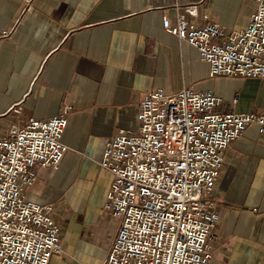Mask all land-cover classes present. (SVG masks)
I'll return each mask as SVG.
<instances>
[{"label": "crops", "instance_id": "1", "mask_svg": "<svg viewBox=\"0 0 264 264\" xmlns=\"http://www.w3.org/2000/svg\"><path fill=\"white\" fill-rule=\"evenodd\" d=\"M253 10L250 0H34L29 10L22 0H0V29L11 31L0 39V135L30 118H67L58 166L38 170L24 192L40 204L67 198L83 213L58 224L60 252L48 264L102 263L83 237L107 226L102 204L112 175L99 161L108 138L135 128L142 92L192 86L218 94L222 112L264 113V77H209L199 52L162 26L182 12L241 30ZM56 180L64 191L43 198ZM211 196L220 217L208 264H264V136L255 124L224 152Z\"/></svg>", "mask_w": 264, "mask_h": 264}, {"label": "built area", "instance_id": "2", "mask_svg": "<svg viewBox=\"0 0 264 264\" xmlns=\"http://www.w3.org/2000/svg\"><path fill=\"white\" fill-rule=\"evenodd\" d=\"M250 1L254 10L241 30L227 31L206 16L199 24L182 12L174 22L165 16L162 26L199 52L209 77H264V0ZM22 2L29 10L34 0ZM185 11L195 13L189 5ZM10 34L0 29V39ZM221 103L213 91L192 86L140 94L135 128L108 138L99 161L112 175L102 210L114 225L101 264L211 260L220 217L211 195L224 152L250 124L264 136V113L222 112ZM66 124L64 114L30 118L0 135V264H48L60 252L54 205L27 200L24 192L38 170L58 166Z\"/></svg>", "mask_w": 264, "mask_h": 264}, {"label": "rangeland", "instance_id": "3", "mask_svg": "<svg viewBox=\"0 0 264 264\" xmlns=\"http://www.w3.org/2000/svg\"><path fill=\"white\" fill-rule=\"evenodd\" d=\"M66 185L64 183L62 184L61 181L56 180L55 182H49L48 188L44 191L43 198H46L48 200H52L54 198H57L60 196V194L64 191ZM60 200L54 204L56 216L55 220L58 224L63 226V222L67 220H71L72 216L76 217L77 221H82L83 213L80 212L78 209V206H76L74 203H72L67 198L64 201ZM76 214V215H75ZM106 229H102L100 235L96 236V234H93V232L90 229H85L83 231V237L87 240L90 245L101 252L102 256L104 255V252L106 251L112 233L114 231V225L109 220V218H106Z\"/></svg>", "mask_w": 264, "mask_h": 264}]
</instances>
